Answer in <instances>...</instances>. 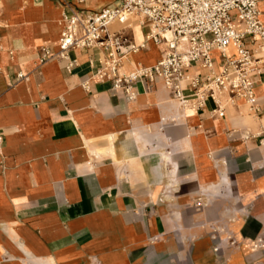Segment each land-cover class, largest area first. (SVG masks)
Instances as JSON below:
<instances>
[{"label":"crops","instance_id":"0c3cea01","mask_svg":"<svg viewBox=\"0 0 264 264\" xmlns=\"http://www.w3.org/2000/svg\"><path fill=\"white\" fill-rule=\"evenodd\" d=\"M76 2L0 0V264H210L225 225L253 243L264 227V51L257 114L242 101L223 118L210 102L181 111L161 85H138L128 102L93 77L99 50L71 51L70 73L39 64L41 48L58 52L67 5L98 13L116 0ZM123 32L138 45L148 29L132 18ZM162 53L149 43L118 72Z\"/></svg>","mask_w":264,"mask_h":264},{"label":"built area","instance_id":"2783aa9c","mask_svg":"<svg viewBox=\"0 0 264 264\" xmlns=\"http://www.w3.org/2000/svg\"><path fill=\"white\" fill-rule=\"evenodd\" d=\"M261 5L264 0H116L114 6L88 14L67 5L58 52L41 48L38 61L40 65L64 61L70 73L71 51L96 49L103 56L93 77L108 83L113 93L128 102L136 99L138 85L147 91L161 85L181 111H202L210 102V115L223 118L228 107L242 101L250 113L257 114L254 78L261 75L263 62L254 54L264 51ZM132 18L148 29L138 45L123 32ZM114 24L122 29L110 32ZM237 24L242 25L241 31ZM149 43L163 48L157 64L119 74L125 58L146 50ZM229 48L235 55H227ZM193 68L199 72L190 74ZM81 87L89 91L87 82Z\"/></svg>","mask_w":264,"mask_h":264},{"label":"rangeland","instance_id":"374dc122","mask_svg":"<svg viewBox=\"0 0 264 264\" xmlns=\"http://www.w3.org/2000/svg\"><path fill=\"white\" fill-rule=\"evenodd\" d=\"M117 29L118 26H114L110 31ZM259 233L252 243L251 232L244 231V239L238 241L230 225L213 229L210 264H264V227Z\"/></svg>","mask_w":264,"mask_h":264}]
</instances>
